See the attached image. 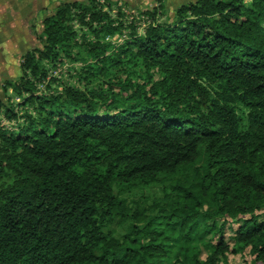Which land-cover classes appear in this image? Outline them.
<instances>
[{"label":"trees","instance_id":"trees-1","mask_svg":"<svg viewBox=\"0 0 264 264\" xmlns=\"http://www.w3.org/2000/svg\"><path fill=\"white\" fill-rule=\"evenodd\" d=\"M138 13L59 2L4 81L0 264H264V0ZM65 60L78 84L50 91ZM162 178L150 206L123 197Z\"/></svg>","mask_w":264,"mask_h":264},{"label":"rangeland","instance_id":"rangeland-1","mask_svg":"<svg viewBox=\"0 0 264 264\" xmlns=\"http://www.w3.org/2000/svg\"><path fill=\"white\" fill-rule=\"evenodd\" d=\"M61 1L72 0H0V99L4 102L18 101L17 98L11 96V89L5 92L3 88L4 81L7 79H14L20 73V61L22 54L35 46H39L41 32L42 18L50 13L55 6ZM128 13L129 16H135L140 20L139 30L146 24V17L139 14L143 9L156 10L158 20L164 17L165 14L172 15L173 10L180 4L189 0H112ZM165 12V14L163 13ZM80 63H71L67 60L59 62L56 68L51 69L46 80L51 76L56 77L55 83L51 84L50 91L55 88H61V84L71 83L78 84L77 73L74 67H78ZM138 71V67L134 68ZM40 91L45 90L44 84L39 85ZM48 90V89H46ZM1 122L5 125L11 126L14 121H7L0 115ZM164 192H170V181L168 178H162L159 182L149 186L138 185L131 193L125 192L123 197L130 199L137 197L141 204L146 206L151 205V197H158L161 199ZM231 223V222H229ZM224 229V237L228 244H232L230 237L232 230L227 224ZM235 225L233 224V227ZM111 229L117 236H120L125 231V225H112ZM207 240L215 242V237L208 235ZM200 250V258H204L207 254V249L202 245V242L196 243ZM251 256L248 251L243 253L227 252L225 257L221 259L220 264H245L250 261ZM169 264V263H167ZM180 264V263H170Z\"/></svg>","mask_w":264,"mask_h":264}]
</instances>
